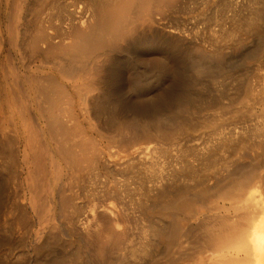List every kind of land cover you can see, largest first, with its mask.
Instances as JSON below:
<instances>
[{"label":"bare ground","instance_id":"obj_1","mask_svg":"<svg viewBox=\"0 0 264 264\" xmlns=\"http://www.w3.org/2000/svg\"><path fill=\"white\" fill-rule=\"evenodd\" d=\"M187 1H192V0H187ZM187 1L186 0H0V76H3V77L4 76H7V77L17 76V77H13L14 78L13 83L15 84L13 85L15 87L18 86L21 89L20 93L23 95V97L26 98L25 100H23V98L20 100H16L17 98L14 99L16 97V93H14L11 90V95H13V97L11 95L10 96L12 97V99H9V100L4 99L3 97H5V95L3 96V93H2V88H3L2 79L4 80V78L2 79L0 78V128L3 129L2 132L0 131V133H2L4 136V137L0 136V137H3L0 140V166L2 167V170L3 169L6 170V173L8 174V178L9 177L12 178L11 176H14L13 178L15 179H12V180L16 181L17 179L18 181L16 182H18L17 183L19 184L18 186H20L21 188L23 187L25 188L26 190L25 193H22V192L21 193L22 195L23 194L27 195V199H24V198L23 199L24 201L25 200L28 201L27 203H23L24 202L23 201V202H12L11 204L9 201L10 212H12L13 214H16L15 219H16L17 224L20 222L25 223V224L31 223V226H33L32 223H34L36 219H39L38 222L40 221L41 223H43V221L50 220L49 219L51 218L50 213L52 216H56L57 212L59 211L63 212L65 211V209L67 210L66 204L69 201L68 197H70L71 195L69 194L67 197V195L65 194L67 192H63L65 190L63 186L66 183H63L61 181L64 185L62 184L63 186H60L61 188L63 187V189H61V191H59L58 193L59 194L58 196L59 204L57 205L55 203L56 200H54L56 190L54 188L55 186L53 185L55 183H53V185L51 186L52 184L51 183L52 178H51L49 182L50 184L49 190H47L48 196H46L47 194L43 193L44 189L42 188L44 186V183H43V186H41L42 185L41 178H43L45 175L52 176L55 169H58L61 173L64 167L68 170V172L69 171L77 172L78 170H80L79 166L83 163L85 159L93 160L94 158H97L98 160V158L100 159L101 156L107 155L111 157V155L113 156L114 154L115 155L120 154L121 151H123L127 155L129 154L128 155L129 157L130 154H132L134 151L138 149L137 148L138 145L136 146V143H139V142L136 141L137 140L136 138H140L138 137L141 134L138 132L139 130H141L143 134L148 135L149 137L152 135L153 137L154 135H159V132L162 129L161 125H165L163 123L161 124V122L158 121L160 117L159 115L157 116L156 114H159L160 110L163 111L166 117L168 116L170 119L174 120V123L177 122V124L180 125L179 127L182 126L184 129H189L190 131L196 130V127H198L199 125H202L203 127L206 126V127H211V128H215V127L218 128L220 126H221L220 128H222L223 125L224 126L228 125L229 118L226 119L224 118L225 116L221 118V116H223L221 112L226 111L227 113V108L229 104L228 102H225V103H228L226 105L227 108L223 105L222 99L224 96H222L223 92L221 91L219 94H217V96H214L213 100H211V102L209 103V106H207V107H210L212 105H217V106L219 105L218 107L220 109L219 110L220 113L218 115L214 114V117L212 118L211 116H209V114L206 116H199L197 113H195V111H199L202 109V107H199V104L198 106H196L197 104L196 102H195L196 104H193V105L191 104V106L187 109H185L186 107L184 108L181 105L183 104V101L185 102V100H187L188 98H191L190 96H192V94H194L195 92V87H196L195 85L197 83L200 84L204 78H206L205 80H207V77H209L210 79L211 78L214 79L216 76H219L220 74H222L221 72H225L223 74V76L225 77L226 76H233V77L242 76L241 73L239 74L237 70L238 68L233 67L234 62L231 64L232 67L228 65L229 63L227 64L228 62L226 61L228 58L227 48L230 50L231 48L230 46L232 45H234L235 47H240V48L244 47L245 42L249 36V33L251 31L258 29L257 25H260L259 23L261 22L264 23V0H253L254 3L256 4L255 5L252 4L253 5L252 8L248 10L247 13L243 12L245 8L242 9V7L240 6L241 8L239 10L237 9L238 11L234 12L233 10L234 14L230 13L231 12L230 7L232 6L236 8L238 4L242 3L241 2L242 0L240 2H238L239 0L237 2H234V0H210L212 5H210L209 7L213 6V11H210V13L212 12L214 13V15L212 14L213 16H211L212 21H213V18H215L216 20L214 21L215 23L218 22V26H214L216 24L211 22L214 24L212 26H214L216 29H213V30L210 29L212 32L210 31L211 35L209 34L207 38L205 35L200 34V30H201L200 28H199L200 29L199 34L197 33L198 32L197 29H196L197 32H194L195 26L193 29L191 28L192 30L186 28L185 21L188 20V22H190L189 19L184 20L183 18L181 19L177 17L179 13H183V11L179 12L178 15H175L177 11H181L184 8L183 3H186ZM193 1L190 3L192 4ZM210 1H208L207 3H209ZM190 3H187V4L189 5ZM249 3L251 4V2ZM196 5H198V3ZM196 5L194 6L197 7ZM184 12L186 15V11ZM235 15L236 16L239 15V17L236 18ZM182 17L184 16L182 15ZM201 18L203 19V16ZM189 25L193 26L191 24ZM201 32H204V31L201 30ZM254 49H256V47ZM242 51H247V50L242 49ZM263 52H264V48L263 50L261 48H258L250 52V54L248 53V51L245 53L249 55V58H252L254 55H255L254 57H259L260 55H262ZM250 55H252V57ZM246 61L244 60L245 63ZM237 62H239V60ZM240 70H242V68ZM232 72L234 74H232ZM256 74H259V73H256ZM120 76H123V77L127 76V79H129L128 76H130V78L133 77L132 79H129L128 81L129 82L128 84L129 91L127 88L128 92L124 91V88L126 87L124 88L121 87L122 85L120 84H121L122 78L120 79ZM160 76H167V77L168 76H172V77L178 76L177 81H175V83H173L174 81L169 82L165 87L162 86L161 81L160 82L157 81L158 82L157 86L159 85V89H163L167 94V96H164L165 99L164 98L160 99L158 97L159 95L157 94V91L154 89L153 87L154 85H152V82H154L153 80L157 79ZM251 77L249 79H251ZM259 77L261 78V76ZM262 77L264 78V76ZM10 78L12 79V77ZM243 78L245 77L243 76ZM11 79H7V80L10 81ZM245 79L244 80L241 79L243 83L244 82L246 83ZM8 81L6 82L8 83ZM123 81H125L124 78H123ZM235 81L237 83V84L235 83L237 86H236V90L235 89L233 90L235 91L234 92L235 95H234V98H232V101L234 102L240 101V103L242 102L241 104H244V107H246L245 109L244 107L243 108L241 107L240 111L238 112L236 111L238 115H235V117L236 116L240 118L242 117L243 120L245 117H249L250 118L249 120H253L250 117L252 116L251 115L252 108L248 106V101H247V100H250L249 98H251L255 106L257 105L255 103L260 104V108L258 109H260L261 113H257L259 112V110L256 112L255 111L256 109L255 110L253 109L256 112V115L257 114L264 115V113H262L264 112V83H261L263 81L261 82L259 81L260 85H258V87L254 86L253 84L250 85L251 84L250 82L252 80L249 81L250 84H241L242 81L240 82V80H238V77L236 78ZM127 83H125L124 85H126ZM230 83H229V86H230ZM136 89L137 90L141 89L140 91L146 92L147 94H150L151 96L152 94L150 92H153L154 99L151 100L152 103H149L152 105L146 106V107L145 106L139 107L138 105L140 104L137 105L136 102L133 100L134 98L132 99V96H134V92ZM227 89L224 88V90H227ZM227 91H229V89ZM4 93L6 94V92ZM126 93H127V97H126ZM200 93L202 94L204 92L200 91ZM197 97L192 98L193 100L191 101V103H193V101H195L194 99H197ZM208 99L210 100L211 97ZM204 101L205 103L203 105ZM204 101L203 102L201 101L202 106L206 105L207 100H204ZM228 101L230 102V100ZM188 103L190 104V102ZM198 103H200V101ZM230 106H231V103H230ZM6 107H8L12 111L11 115L10 113L9 115L6 114V111L9 112V110H7ZM210 108H214V107H210ZM209 113L211 112L209 111ZM253 114L255 113L253 112ZM81 116L85 118L83 120H86V117H87V119L94 121V123L89 121L90 122L89 124H91V126H94L93 129L96 128L95 131L97 130V132H99L100 135L108 137L112 141V143L103 144V147H99L100 145L99 146L96 145L95 143H97L98 140L97 142H95L94 141L95 138H93L89 134L90 132L89 133L85 132V130L87 129L84 128L85 124L82 122ZM235 117L234 118L232 117V118L235 119ZM257 119H263V117L257 118ZM104 120L108 122L109 124L108 128L110 129V131L109 129L105 130L104 128L105 126H103ZM225 121H227L228 123L225 124L226 123ZM244 121H247V120H244ZM258 121L257 123L255 122L256 123L255 125L259 124ZM261 121L260 123H262ZM162 122H165V121H162ZM6 124L10 126V130L9 128L8 130H6L7 129ZM175 125L176 124L172 126H175ZM230 125H232V122ZM245 125H246V122H245ZM172 126L170 127L172 128ZM176 126L178 127V125ZM236 126H234V128ZM257 127L259 126L257 125ZM101 128L102 130L108 131L107 134H105L101 130ZM111 128H112V131H111ZM93 129H91V131ZM127 129L128 130L130 129L131 131H133L134 134L132 132L131 134L135 135V136L131 135L132 136L131 139H127L125 137V134L130 132L129 131L125 133V130ZM178 129L176 128L177 131ZM184 129L182 130L185 131ZM218 129L216 132H218ZM261 129L262 128L259 129L260 131L258 129H257L258 131H256V132H259V134L258 133L257 134L260 135L261 138L255 135L259 138V140L264 138V131ZM167 131L170 133L171 130L169 131L168 129L166 130V132ZM137 132L139 134H137ZM229 132H226V133H229ZM231 132L233 133L234 131H231ZM165 133L163 134L165 135ZM184 133L185 132H183V134ZM92 135H93V132H92ZM170 135H172V132L170 133ZM226 135H224V137H226ZM211 136L213 137V135ZM217 136H218V133H217ZM220 136H221V132H220ZM142 137H145V136H142ZM185 137H183V139H186L187 141L190 140L189 138L188 140L187 137L186 138ZM193 137H190V138L193 140ZM40 138L44 140V143L46 144L47 152L48 153L51 152V158L45 155L46 149L44 147V143H43V148L42 147L41 149L39 148L40 145H39L38 139ZM196 138L198 137L196 136ZM146 139H147V136H146ZM171 139H172V136L170 137V140ZM166 140L168 141L169 139H166ZM172 140H175V139H172ZM42 142L43 141H41L40 144ZM229 142H233V141H229ZM114 143H118V144H114ZM171 143L173 144V142ZM141 146L143 145L141 144ZM150 146L151 145L149 144V146H147V149ZM140 151H141V148H140ZM45 156L48 157V159L50 160V164H51L50 166L52 169L47 168V165L45 164L46 162L44 160L46 158ZM97 160L95 159L94 163ZM57 162L59 163V166H56ZM85 162L92 164L90 163L92 161L90 162L85 161ZM63 163L65 164L64 166H63ZM86 163L85 164L83 163V164L86 165ZM214 166H217V165H215L214 163ZM84 168L85 167H83V169ZM47 169H49L52 173L50 172V174H48ZM83 169L81 172H83ZM85 169L88 170L87 168ZM2 170L1 172L4 171ZM233 172H236V171L233 170ZM240 172L239 174H241ZM78 174L79 172L76 175ZM239 174H236V175L238 176ZM1 175H3V173ZM1 175H0V178H1ZM4 175H5V172H4ZM72 175L73 174H69L68 177H72ZM246 176H247V173H246ZM3 177L4 176H2V178ZM245 177L244 179H247ZM47 178L45 179L48 180ZM7 179L5 177L4 179L0 180V182L2 181L0 184V188H4L3 185L5 184L7 185L9 184L8 187L9 188L11 187L10 183L7 182ZM248 179H250V176L248 177ZM53 180L55 181V179ZM8 181H11V179ZM225 181L226 180H223V182ZM229 181L230 180L228 179V182ZM235 181L237 183V180ZM248 181H250L249 184L252 183L251 180H248ZM259 181L261 182V180ZM223 182H221V184ZM238 182H239V187H241V192L238 193L239 194L238 196L241 198H238V199L235 198L239 202V204H237L238 202H236L237 207L235 206L236 205L235 201L232 206H235L237 208L236 209L237 211L238 209L241 211L242 209H244V212L242 211L244 213V216H241L240 219H242V217L243 219L244 217L247 218V220L246 218L245 220L247 221L249 225V228H250L249 232H248V225L245 224L246 226L244 227L242 223L243 219L242 221H240L242 224H239V222H237L239 225H241L240 227H242L243 225L244 227V228L242 227L243 229H239L237 226H235V225H238L236 222H234L236 223V224H233L234 226L230 224L231 226H233V229L237 228V231L234 232L232 230V227L230 226L231 227L230 230L233 231V234H235L236 238L234 237L233 234H231V236L230 235L226 236L227 233L229 232V229L226 231L227 228L224 229L225 227H227L226 223L225 225L222 224L224 225V228L222 226L221 227L227 232V233L225 232L224 234L227 238L222 237L224 235L221 234L220 232L219 234H221L222 236L215 237V238L213 237L214 240L212 239L216 247H212V248L210 247V249L214 248V250L216 249L219 251L227 249L228 251V249L233 248L237 243L239 245L240 244L239 242L243 241L242 242L243 245H249L250 241L256 240L255 242H257L258 244L256 246L254 245V243L252 246L250 242V246L252 249L253 248L254 250L258 249L256 251V256L254 257L255 254L253 253L252 249H251L252 251L250 249L248 250L250 246L248 247L244 246L247 249L244 252L248 251L246 252L245 255H247L249 260L251 259L249 258V255L250 257H252L251 254H253L254 258H252L253 259L252 263H254V259L256 258L255 262H258V264H260L259 263L260 260L263 261L262 258H264V234H263L264 233V196L262 195H261L262 197L259 196L258 197L259 199L258 198L256 199V204H255L254 199L256 197L253 198L252 196L251 198H249V200H248V197L244 198V196L246 195L244 186H247V185L244 184L243 182L242 185L240 186V180ZM12 184H15V183H12ZM57 185H58V182H57ZM217 185L220 186V184L218 183ZM232 185L235 186V182H233ZM46 186H48V183ZM251 186L249 187L252 188ZM229 187L231 188V185H229ZM14 188H16V186ZM18 188H17V191H18ZM45 188L48 189L47 187ZM68 188L66 186V190ZM218 188L220 190V187ZM242 188L245 192L243 197H242L243 195ZM250 188L246 187V190L248 189L250 190ZM12 189H13V186H12ZM228 189L229 188L227 187V190ZM230 190L231 189H229L228 191ZM233 190L234 192H231V191L230 192L237 195V193H235L237 189L236 190L233 189ZM1 191H4V190L1 189ZM222 193H224V190H222ZM231 193L230 195L232 196L233 194ZM2 194L0 196H3ZM227 194L229 195V193ZM250 194L248 193V196H251ZM15 195H16L15 197H17V194ZM18 195H19V191H18ZM220 195L219 196L221 197V199L224 196H226L221 193ZM5 197L6 196H4V198ZM11 197H14V196L12 195ZM19 197L21 198L22 196H19ZM227 198H223V200ZM233 198L234 197H232V199ZM2 199L3 198L1 197V200ZM246 199L248 200V203H250L252 201L251 199H253L254 201L251 202L253 203V205L245 204ZM8 200H10V196H9V199H7V201ZM257 201L261 203L257 204L258 203ZM177 202L180 203V200H178ZM9 204L7 203L8 206ZM230 204H232V202ZM235 207L233 208L235 209ZM1 210H2V207H1ZM188 215H191V213L190 214L188 213ZM237 215L238 213H236V216ZM223 219L226 220L227 219L226 216ZM238 219H239V216H238ZM8 221L9 220L7 219L6 225ZM74 222L75 221H72L73 226L76 227L77 225L75 226ZM227 224L229 225V223ZM40 225L45 226V224H40ZM27 226L29 227V225ZM246 227L247 229H245ZM5 228L7 229L8 227L6 226ZM205 228H207V226ZM38 229L36 231H39ZM244 229L247 230V231H244V233L247 232L245 237L247 236L250 237V235H253L252 238L254 240H250L252 239L251 237L250 239H248L249 237H247L248 239L247 241H245L246 239L245 240L242 238L239 239L242 236L244 238V235H243ZM116 230H118V228ZM224 230L222 232H224ZM0 231L2 232L3 230L1 229ZM213 231L215 232L216 230H213ZM49 232H51V230L48 231V233ZM54 232L56 234L55 230ZM112 232L114 233V231ZM204 232H205V229H204ZM38 233H39V237L41 241H47L45 240L46 237L44 235L46 234L44 233V231L43 232L39 231ZM210 233L212 234V232ZM215 233H217V231ZM90 234L92 233L90 232ZM211 234H208V236ZM4 235H5V232H4ZM100 235L98 236L103 237ZM119 235H120V232H119ZM212 235H214V233ZM2 236L0 237L1 240L5 241L3 239L7 237L5 236V238H3ZM117 236H116V239L121 237V236L119 237ZM205 236L207 237V235ZM217 236L219 235L217 234ZM113 237L114 236H112L111 238ZM55 238L56 237L54 236V239ZM124 239L123 241L125 242L126 239L125 240ZM236 239L239 242L236 243L237 241ZM109 240L110 238L106 240V242ZM209 241L211 240H208V242ZM49 242L51 241L49 240ZM205 242H207L206 239H205ZM246 242L248 244H246ZM199 243L200 242H198V244H196L195 247L197 245L199 246L202 245V243H200L201 245ZM206 245L208 247L209 244L207 243ZM206 245H205V248H206ZM238 245H236L237 247L233 248V249L237 248V250L235 249L236 253L237 251L241 252L242 250L245 249L244 247H243L244 249L242 247H238ZM191 248L193 249V247ZM197 249L198 248L196 247L195 250ZM210 249H208V251H210ZM233 249L231 250L233 251ZM38 250H39V247H38ZM216 250L214 251L216 255L212 250H211L212 251L211 253H213L215 257L218 255L220 256V254H217L218 251L216 252ZM188 252L190 253V248ZM247 253H251V254L248 255ZM213 254H209V255H213ZM221 254H222L221 256H223V254H225V251L221 252ZM227 254H229V252H227ZM235 254L232 255L233 259L235 258V260H238L240 263L239 256H238L239 259H236V256L238 254L237 255ZM242 258L244 259L245 256L243 255ZM220 259L222 258L220 257ZM230 259L233 260L232 258ZM243 259L241 263L243 261L244 262L248 261L247 258L246 260H243ZM225 260H229V258L228 259L226 258ZM251 261H248L247 263L245 262V264H250ZM229 262L231 261L229 260ZM233 262L235 261L233 260ZM233 262L231 263L234 264ZM244 262L242 264H244ZM263 263L264 261L262 262V264ZM0 264H1V261H0Z\"/></svg>","mask_w":264,"mask_h":264},{"label":"rangeland","instance_id":"obj_2","mask_svg":"<svg viewBox=\"0 0 264 264\" xmlns=\"http://www.w3.org/2000/svg\"><path fill=\"white\" fill-rule=\"evenodd\" d=\"M192 1H187L186 3H183L184 8L181 11H177L175 13V15H178L179 12L183 11V13H179V15L177 17H179L181 19L183 18L184 20L189 19L190 22H188V20L185 21L186 28H188V29L192 28L193 29L195 26V28H194L195 31L194 30L193 31L194 32L198 31L197 33L199 34V30L201 29L204 32H201V30H200V34L205 35L207 38L210 34V31L213 29H216L214 26H218V22L215 23V21H214V20H216L215 18H213V21H212L211 16H213L214 13L213 12L210 13V11H213V6L209 7L210 5H212L211 1L208 0L210 2L207 3L208 2L207 0L206 1L200 0L201 2L199 0L198 1L194 0L192 3L193 5L190 3ZM237 1L238 0H234V2H237ZM240 1L241 0H239L238 2H240ZM252 1L251 0H242L241 1L242 3H240L241 5L238 4L236 6V8L231 6L230 7L231 12L230 13L234 14L233 10H234V12L238 11L241 7H242V9L245 8L243 12L247 13V11L252 8V6H253L252 4H254V5L256 4V3H254V1L253 2ZM196 2L198 3V5H196L197 4ZM249 2H251V4ZM187 3H190V4L188 5ZM194 3H196V4H194ZM242 4L244 5V7ZM194 5H196L197 7H195ZM249 6H251V7H249ZM185 7H187L188 9ZM189 7L192 9H190ZM195 8H197V9H195ZM233 8H235L236 10ZM184 11H186V15H185ZM181 14L184 17H182ZM209 14H210V16H209ZM202 16H203V19L201 18ZM235 17L238 18L239 15H237V16L235 15ZM206 18H208V19H206ZM200 20H202L203 22ZM207 21H209L210 23ZM193 22L195 24L196 23L197 24L195 25ZM211 22H213L216 25H214ZM199 23H200V25H199ZM205 23H206V25H205ZM261 23H259L260 25H257L258 29L251 31L249 33V36L245 42L244 47L240 48V47H235L234 45H232V46H230L231 47L230 50L227 48V53H228V58L226 60V61H228L227 64L229 63L228 65L232 67L231 64L234 62L235 65L233 64V67L238 68L237 70H238L239 74L241 73L242 76H240V77L239 76H236V77L235 76L234 77L233 76H226L225 77V76H223V74L225 72H221L222 74H220L219 76H216L214 79L213 78L210 79L209 77H207V80H208L207 81V80H205L206 78H204L203 81H201L202 84L199 82L200 84L197 83L195 85L196 86L195 92H194V94H192L193 97L190 96L191 98H188L189 99V100L187 99L188 101L187 100H185V102L183 101V104L181 105L184 108L186 107L185 109H187L191 106V104L193 105V104L197 103L196 106H198V104H199V107H202V109L199 111H195V113H197L199 116H206L209 114V116H211V118H212V117H214V114L218 115L220 113V111H219L220 109L218 107L219 105L218 106L217 105L210 106V107H214V108H210L207 106H209V103L211 102V100H213L214 96H217V94H219L221 91V92H223L222 96H224L222 99L223 105L226 107V105L229 103L228 108L226 107L227 113H226V111L225 112L222 111L221 113L223 114V116H221V118L224 116H225L224 118H226V119L229 118L228 122L230 124L232 122V125H230L227 121H225L226 122L225 124L228 123V125H225V126L223 125V127H225V128L222 127L223 129L220 128L221 126L218 127L219 129L217 127H215L216 128V130H215V128L206 127V126L203 127L202 125H199L198 127H196V130L191 129L192 131H190L189 129H184L181 126L182 129L185 130V131H183L181 129V127H179L180 125L177 124V122L174 123V120L170 119L168 116L166 117V115H164L163 111L160 110V113L156 114L157 116L159 115V117H160V119L158 121H160L161 124L163 123V124L168 126L170 123V125L168 127L165 125H161V128L163 129V131L161 129L159 132V135H154V137H153V135L149 137L148 135L143 134L141 130H139L138 132L141 134L138 137H140V138L142 136H145V137H142L141 140H140V138H136L137 139L136 141L139 142V143H136V146L138 145L137 146L138 149L136 151H134L132 154H130L129 157H128L129 154L127 155L123 151H121L120 154H116V155L114 154L113 156L111 155V157L107 156V155L101 156L100 159L98 158V160H97V158H94L93 160L85 159L83 161L84 164L86 163L85 161H87V162L92 161V162H90L92 164L86 163V165H87L86 166L82 163L80 165L82 168L79 166L80 170H78L77 172L75 171L76 173L70 172V171H69L70 172L69 173L68 170L64 167V169L61 171V173L58 169H55L52 176L51 175H45L44 176L45 178H47V176H48V178H47L48 180H46L44 177H43L44 179L41 178V181H42L41 186H43V183H44V186L42 188L46 192L43 189L42 190H43V193H45V194H47V192H48L47 190H49V186H50L49 182H50L51 178H52L51 179V183H52L51 186L53 185V183H55L53 186H55L54 188L57 192L55 191V196H54L55 199L54 200H56L55 203L57 205L59 204V200H58L59 194L58 193H59V191H61V189H63V187L65 189L63 192L68 193V194L65 193L67 195V197L69 194L73 197H71V196L68 197L70 203L68 201V203L66 204L67 210L65 209V211H63V212H60V211L57 212L56 216H52L50 213V216H51V218H49L50 220L49 221H43V223H41L40 221L38 222L39 219H36V221L34 223H32L33 226H31V223L25 224V223L20 222L17 224L16 219H15L16 214H13L12 212H10V204L12 202H23L24 199H27V195H25V194L22 195V193H25L26 190L24 187L21 188L20 186H18L19 184H17L18 182H16V181H18L17 179H16V181L14 180L15 182L12 180V179H15V178H13L14 176H11L12 178H10V177L8 178V174L6 173V170L3 169L4 170L3 171L2 167L0 166L1 167L0 168V175L3 173V175H1V178H2V176H4L2 179H4L5 177H6V179L8 178L7 182H9L10 186H11L9 188L8 187L9 184L8 185L5 184V185H3L4 188H0V195L3 193L2 194L3 196H0V205L2 207V210L0 207V211H1L0 212V215H1L0 216V218H1L0 223L4 222L3 225H2V223L0 224L3 227L2 228L0 226L1 227L0 230L2 229L5 232V235H4V232L0 231L1 232L0 237L2 235H3L2 236L3 238H5V236L7 237V238L3 239L5 241H2L0 238V258H1L0 261H1V264H51V263L52 264H54V263L55 264H232L231 262H233V260L235 261V262H233L234 264H242L244 262L243 261L241 263V261L243 259L242 258L243 255L245 256V258L243 260H246V258L248 259L247 255H245L246 252H248V251L244 252L245 250H247L244 246H247V247L250 246V242H251L252 246H253V243L255 246L258 245L257 242H255L256 240H254L252 238L253 235H250V237L252 239H250V237L247 236V237H249L248 239L254 240V241H250V242L248 241L249 245H243L242 240H240L242 242H239L236 239L237 240L236 243L237 242L240 243L239 245H238V243L236 245H238V247H242V248L244 247L245 248V249L243 248L244 250H242L243 253H242V251L241 252L237 251V253L235 252L237 250V248H235L236 250L233 248L237 247L236 245L233 248L228 249V251H227V249L222 250V251L215 249L216 252L218 251L217 254H220V256L219 255L216 256L218 258L217 259L215 257L216 253L214 252L215 251L214 248L210 249V247L211 248L216 247V245L214 244V241H213L214 238L222 236L221 234L224 235L228 229H229L230 233L228 232L229 233L228 234L226 232L227 233L226 236H228V235L231 236V234H233V231L236 232L237 228H235L236 230L233 229V226H234L233 224H236L237 222H239V224L243 223L244 227L246 225H248V223L246 221L247 220L246 217H244V219L242 217L244 222L242 221V219H240L241 216H244V213H243L244 209H242L243 212L239 209H238V211L236 210L237 204H239V202L236 199L241 198L238 196L239 195L238 193L241 192V187H239V182H238L239 180H240V186L242 185L243 182H244V184L247 185V186H244L246 193L244 192V190L242 188V190H243L242 197L244 196V193L246 194L244 196V198L248 197V200L252 196H253V198L256 197L254 199L255 201L253 199H251L252 201L250 200L251 202L254 201V203L256 204V199L261 195L264 196V141H263L264 138L259 140V138L257 137V136L260 137V135H258L259 132H256L260 128H262L261 130L264 131V128H263V126H264V120H263L264 115L263 114H257L256 115V112L258 110H259V112H257V113H261L260 109H258V108H260V104L255 103L258 105V106L256 105L257 106V108H256V106L252 102L251 98H249L250 100H247V101H248V106L252 108L251 109V111H252L251 115L252 116H250V117L253 120H249L250 119L249 117H245L246 119L244 118V120H247V121H244L242 117H241L242 119L238 116L235 117V115H238L237 112L241 110V107L242 108L244 107V104H241L242 102L240 103V101H237V102L232 101V98H234V95H235L234 94L235 91H233V90L234 89L236 90V86H237L236 85L237 83L235 81L237 77H238V80H240V82L242 81L241 79L244 80L246 78L248 80L247 81L245 79L246 83L245 82L243 83V81H242L241 84H250L251 83L250 85L253 84L254 86L258 87V85H260L261 81H263L261 83H264V80H262V79H264L262 77V76H264V52L259 57H254L255 55L252 57V55H250L253 59L249 58V55H247L245 53L248 51V53L250 54V52H252L258 48H261L263 50V48H264V45H263L264 44L263 43L264 42V23H262L263 25ZM189 24H191L193 26H190ZM212 25H214V26H212ZM203 27H205V28H203ZM206 27H207V29H206ZM196 29H197V31H196ZM204 29H206V30H204ZM205 31H206V33H205ZM256 45H258L259 47ZM251 47H252V49H251ZM255 47H256V49H254ZM242 49L243 50L246 49L247 51H242ZM228 50L230 52L232 51L231 54ZM240 55L241 56L244 55V56L241 57ZM245 58H247V59H245ZM258 59H260V60H258ZM238 60L240 63L237 62ZM244 60L245 61L247 60L246 63L244 62ZM240 65L241 66L244 65L245 67L244 66L241 67ZM241 68H242V70H240ZM257 68H259V69H257ZM245 72H247L248 74ZM256 73H259V74H256ZM232 74H234V73L232 72ZM243 76L245 78H243ZM249 76L250 77L252 76L254 78L251 77V79H249L250 78ZM259 76H261V78ZM8 77L7 76H4V77L0 76L1 79L4 78V80L2 79V83H3L2 93H3V96L5 95V97H3V98L6 100L12 99V97H13V95H11V90H12L14 93H16V97L14 96L15 97L14 99L17 98L16 100H20L23 98V100H25L26 98L23 97V95L20 93L21 89L18 86L17 87L14 86L15 84L13 83L14 82L13 77H17V76H10V77H12V79L10 77L9 78ZM177 77L178 76H176V77L175 76H173V77L172 76H168V77L167 76H160L157 79L153 80L154 82H152V85H154L153 87L157 91V94L159 95L158 97L160 99H162V98L165 99L164 96H167V94L163 89H159V85L157 86V84H158L157 81H159V82L161 81L162 86L165 87L169 82L174 81L173 83H175V81H177ZM227 77L230 79H228ZM123 78L125 81H123ZM128 78L132 79L133 77L130 78V76H128ZM7 79H11L12 81L11 80L8 81ZM120 79H121L120 85H122L121 87H123V88L126 87V88H124V91L128 92L129 91V85H128L129 79H127V76H124V77L120 76ZM165 79H166V81H165ZM5 80L8 81V83ZM251 80L253 81V83ZM206 81H207V83H206ZM228 81H229V83L231 81L234 83L231 82L232 84L230 83V86H229ZM249 81H251V82L249 83ZM125 83H127L126 84L127 86L124 85ZM163 83H164V85H163ZM127 88H128V91H127ZM224 88L225 89L228 88L229 91L230 92L232 91L233 93L232 92L230 93L229 91H227L228 89L224 90ZM9 90H10V92H9ZM140 90L141 89L135 90L134 96H132V99L134 98L133 100L136 102L137 105L138 104L141 105V106L138 105L139 107H144V106L146 107V106L152 105L149 103H152L151 100L154 99L153 92H150L152 94V96H151L150 94H147L146 92H143ZM199 90L201 92H204V93H202L203 95L200 93ZM225 91H227V92H225ZM4 92H6V94ZM197 94H199V95H197ZM209 96L211 97L210 100L208 99V98H210ZM126 97H127V93H126ZM196 97H197V99H194L195 101H193V103H191V101L193 100L192 98H196ZM130 98H128V99H130ZM204 100H207L206 105L202 106L201 101L203 102ZM223 100H225V101H223ZM228 100H230V102ZM199 101H200V103H198ZM188 102H190V104ZM222 102H221V104H222ZM225 102H228V103H225ZM204 103H205V101L203 102V105H204ZM230 103H231V106H230ZM8 107H6V109L9 110V112L6 111V114L9 115V113H10V115H11L12 111ZM204 107H206V108H204ZM245 108L246 107H244V109ZM253 109L254 110L256 109L255 110L256 112ZM209 111L211 113H209ZM253 112L255 114H253ZM262 113H264V112H262ZM261 116L263 117V119H257V118H262ZM232 117L233 118L235 117V119H233ZM81 119H82V122L85 124V125L83 124L84 128L87 129V130H85V132L86 133L90 132L89 134L93 138H95L94 139L95 142H97V140H98L99 143L98 142H97L98 144L95 143L96 145H98V146L100 145L99 147H103V144L112 143V141L108 137L100 135V133L97 132V130L95 131L96 128L93 129L94 126H91V124H89L90 123L89 121H91L93 123H94V121L87 119V117H86V120H83V119H85L84 117H82ZM214 119H216V118H214ZM161 120L165 121V122H162ZM258 120H260V121L263 120V121H261L262 123H260V121H258ZM86 121H88V122H86ZM104 121H103V126H105L104 127L105 130L106 129L108 130L109 124L106 120H104ZM257 121L259 123V124H257L259 127H257V125H255L257 123ZM245 122H246V125H245ZM87 123H88L90 128L92 127L91 128V129H93L92 131L88 127ZM173 123L178 125V127L176 125H175L176 127L172 126V125H174ZM95 124H97V123H95ZM170 126H172L173 129ZM234 126H236V127L234 128ZM260 126H262V127H260ZM6 127H7L6 130H8V128L10 130V126L8 124H6ZM110 127H111V125H110ZM226 127L231 129V130L227 129ZM176 128L177 129L180 128V129H178V131H177ZM168 129H169V131L171 130L170 133L172 132V135H170V133L168 131H167L168 133L166 132V130H168ZM217 129H218V132H216ZM2 130L3 129L0 128L1 132H2ZM101 130H102V128H101ZM105 130H102V131L105 134H107L108 131H105ZM127 130H125V133L130 131L129 133H127L128 135L125 134V137L127 139H131L132 136H135V135H133L134 134L133 131H131L130 129L128 131ZM164 130L166 133L164 132ZM181 130H182V132H181ZM214 130H215L216 134H215ZM109 131H110V129H109ZM111 131H112V128H111ZM231 131H234V132L232 133ZM92 132H93V135H92ZM131 132L133 134H131ZM138 132H137V134H139ZM162 132L165 133L166 136ZM183 132H185L187 134H185V133L183 134ZM188 132H190V133H188ZM220 132H221V136L224 138V140L226 142L220 136ZM226 132H229V133H226ZM217 133H218V136H217ZM0 134H2V133H0ZM167 134H169V135H167ZM189 134H191V135H189ZM228 134H230L231 136ZM232 134H234V135H232ZM193 135L195 138H196V136L198 138L195 139L193 137ZM211 135H213V137ZM224 135H226V137H224ZM255 135H257V136H255ZM0 136H3V134ZM146 136H147V139H146ZM169 136L170 137L172 136V139H175V140H172V139L170 140ZM185 136L187 137V139L189 138L190 140L188 139L189 141H187L186 139H183V137H185ZM254 136H255V138H254ZM3 137H0V140ZM103 137H105V138H103ZM165 137H166V139H169V140L167 141L165 139ZM190 137H193V140ZM159 138H161V139H159ZM257 138H258V140H257ZM38 140H39V145H40L39 148L41 149V147L43 148L44 140L42 138H40ZM178 140L180 143L178 142ZM41 141H43V142L40 144ZM229 141H233V142H229ZM171 142H173V144ZM176 142H177V144H176ZM37 143H38V141H37ZM100 143H102V144H100ZM262 143H263V145H262ZM114 144H118V143H114ZM141 144L143 146H141ZM144 144L147 146H149V144H150L151 146L148 147V149H147V146H145ZM206 144H207V146H206ZM44 147L46 149L45 143H44ZM37 148H38V146H37ZM140 148H141V151H140ZM45 155L51 158V152L48 153L47 149L45 151ZM126 155H127V157H126ZM48 157H46L44 160L46 162L45 164L47 165V168L50 169L51 164H50V160L48 159ZM95 159L97 160L96 161L97 163L95 162L96 164L94 163ZM58 162H57L56 166H59ZM93 163H94V165H93ZM214 163L217 166H214ZM64 165L65 164L63 163V166ZM83 167L87 168L88 170H86L85 168L83 169ZM49 169H47L48 174H50V172H51ZM82 169H83V172H81ZM242 169L244 170V172ZM1 170L3 172H1ZM233 170H235L236 172H233ZM238 171L239 172L241 171L240 172L241 174H239ZM4 172H5V175H7V176L4 175ZM78 172H79V174L76 175ZM67 173L73 174L72 177H68L69 174H67ZM246 173H247V176H246ZM233 174H235V175H233ZM236 174H239V175L237 176ZM53 175L55 176V178ZM248 175L250 176V179H248V177H249ZM229 176H230V178H229ZM241 177H243V178H241ZM244 177L247 179H244ZM1 178H0V180H2ZM239 178H241V179H239ZM10 179H11V181H8ZM53 179H55V181ZM228 179L230 180L229 182H228ZM223 180H226V181L223 182ZM232 180H233V182H235V186L232 185L233 184ZM235 180H237V183ZM246 180L247 181L251 180L252 183L249 184L250 181L247 182ZM259 180H261V182ZM46 181L48 183V186H46L47 185ZM61 181L63 183H66V184L69 183L68 185L65 184L67 186V188L69 186V188L67 189L68 191L66 190V186ZM1 182H0V184H1ZM57 182H58V185H57ZM221 182H223V183L221 184ZM246 182L249 184V186L252 185L251 186L252 188H250ZM12 183H15V184H12ZM217 183L220 184V186L217 185ZM222 185H223V187H222ZM224 185H226V186H224ZM229 185H231V188L229 187ZM236 185L240 189H238L236 187ZM12 186H13V189H12ZM15 186H16V188H14ZM60 186H63V187L61 188ZM18 187L21 189V191ZM45 187H47L48 189H46ZM218 187H220V190ZM227 187L229 189H231L230 190L231 192H234L233 189H235V190L237 189L235 192V193H237V195L228 191L229 189L227 190ZM246 187L250 188V190L249 189L246 190ZM17 188L19 191V195H18ZM225 188L228 192L225 190ZM1 189L4 191H1ZM8 189H9V191H8ZM14 189H16V190H14ZM222 190H224V193H226V194L222 193ZM238 190H239V192H238ZM6 191H8V192H6ZM14 192H16V193H14ZM220 193L223 195H226L223 198H227V197H229V198H227L225 200H223V198L221 199L220 196H222V195H220ZM227 193H229V195L231 193V194L235 195L236 197L233 195L229 196ZM248 193L249 194L251 193L250 194L251 196H248ZM252 193H253V195H252ZM11 194L14 197H11L12 196ZM15 194H17V197H15L16 196ZM7 195L10 196V200H8V201H7V199H9V196H7ZM4 196H6V197L4 198ZM19 196H22L21 197L22 199ZM46 196H48V194ZM1 197L3 198L2 200H1ZM232 197H234L233 199H235V198L236 199L233 200ZM17 199H18V201H17ZM4 200L6 203L4 202ZM178 200H180V203L177 202ZM248 200L247 199L245 200V202H246L245 204H249V205L252 204L253 205V203H251V202L248 203ZM9 201H10V204H9ZM234 201H235V204H236V202H238L235 205L236 207L232 206L234 204ZM1 202H2V204H1ZM27 202L28 201L25 200L23 203H27ZM175 202H177V203H175ZM231 202H232V204H230ZM242 202H244V201H242ZM7 203L9 204V206L7 205ZM259 203H261V202H258L257 204H259ZM176 204H177V206H176ZM178 204H179V206H178ZM231 207L232 208L235 207V209L233 208L234 211ZM6 208H7V210H6ZM232 212H234V213H232ZM188 213L189 214L191 213V215H188ZM236 213H238L237 216H236ZM239 213H241V214H239ZM224 215L226 216V218H227L226 220L228 222L225 219H223L225 217ZM233 215H235V216H233ZM238 216H239L240 220L238 219ZM234 218H236V219H234ZM245 218H246V220H245ZM7 219L10 222L8 221L7 225H6ZM72 221H75L74 225L75 226L77 225L76 227L73 226ZM224 221H226V222H224ZM240 221H242V223ZM234 222H236V223H234ZM225 223H226L227 227L224 228ZM227 223H229V225ZM23 224H24V226H23ZM40 224H45V226L40 225ZM222 224H224V225H222ZM230 224L233 226H231ZM239 224L235 225V226H237L239 229H243L244 228L243 225H242V227H243L242 228V227H240L241 225H239ZM5 225L8 227L7 229L5 228L6 227ZM27 225H29V227ZM52 226H53V228H52ZM206 226H207V228H205ZM221 226L224 229L227 228L226 231ZM230 226L232 227L233 231L230 230V228H231ZM48 228H50V229H48ZM115 228L116 229L118 228V230H116ZM37 229L39 231H42V232L44 231V233L46 234V235H44L46 237L45 240H47V241H41V239L39 237V233H38L39 231H36ZM46 229H48V230H46ZM204 229H205L206 233L204 232ZM245 229H247V227ZM245 229L243 230V233H244V231H247ZM249 229L250 228L248 225V232H249ZM7 230H9V231H7ZM50 230H51V232L48 233V231H50ZM54 230L56 231V234H55ZM213 230H216L217 233H215L216 231L214 232ZM223 230H224V232H222ZM88 231H90L93 234V236H95L96 238L93 237L92 234H90V232H88ZM102 231H103V233H102ZM112 231H114V233ZM231 231H232V233H231ZM119 232H120V235H119ZM210 232H212V234L214 233V235H212ZM220 232H221V234H219ZM95 233H97V234H95ZM246 233L243 234L244 238L242 236L239 239L242 238L244 240L246 239L245 241H247L248 239H247V237H245ZM111 234L115 238L114 237L111 238L112 237ZM208 234H211V235L208 236ZM217 234L219 236H217ZM50 235H51V237H50ZM98 235L103 236V237H99ZM117 235L121 236L120 238H117L118 240L116 239ZM205 235H207V237L208 238L210 237V238L208 239ZM233 235L235 237V234H233ZM54 236L56 237L55 239H54ZM119 236H117V237H119ZM226 236L224 235L222 237L225 238ZM204 237L207 240V242H205ZM106 238H108V239L110 238L111 241L110 240L107 241L110 244L106 242V240H108ZM48 239L51 242H49ZM123 239L125 240V242L123 241ZM191 240L194 244L191 242ZM208 240H211V241L208 242ZM198 242L202 243V245L199 243L201 246L197 245L196 247L198 249L195 250V248H196L195 245L198 244ZM48 243H49V245H48ZM207 243L209 244L208 245L209 248L206 245ZM192 244H193V246H192ZM246 244H248V243L246 242ZM37 245L39 247V250H38ZM205 245H206V248H205ZM36 247H37V249H36ZM191 247H193V249ZM189 248H190V253L188 252ZM208 249H210V251H208ZM231 249H233V251ZM249 249L250 250L252 249L251 246L248 248V250ZM201 250H202V252H201ZM211 250L215 253V255L213 253H211L212 252ZM252 250H253V253L255 254L254 255V257H255L256 251L258 249L254 250V248H253ZM39 251H41V252H39ZM183 251H185V252H183ZM224 251H225L226 255L223 254V256H225V257L227 256L226 258L227 259L229 258V260L231 262H229V260H225L226 258L221 256L222 255L221 252H224ZM227 252H229V254H227ZM209 254H213V255H209ZM233 254H235V255L238 254L236 256V259L240 258V263L238 260H235V258L233 259V256H232ZM247 254L249 255L251 253H247ZM235 255H234V257H235ZM210 256L213 259H211ZM238 256H239V258H238ZM240 256H242V257H240ZM251 256L252 257H250V255H249V258H251V259L254 258L253 254H251ZM220 257L222 259H220ZM230 258H232L233 260H231ZM251 259L250 260L248 259V261H251ZM262 259L264 261V258H262ZM255 260H256V258L254 259V263H252L253 262V259H252L250 264H258V262H255ZM263 261L260 260L259 263L262 264ZM245 262H244V264H245Z\"/></svg>","mask_w":264,"mask_h":264}]
</instances>
